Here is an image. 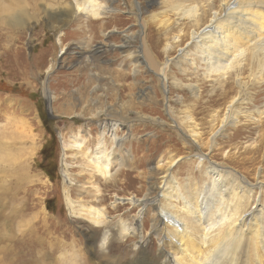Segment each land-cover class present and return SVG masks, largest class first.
Returning a JSON list of instances; mask_svg holds the SVG:
<instances>
[{"label": "rangeland", "instance_id": "1", "mask_svg": "<svg viewBox=\"0 0 264 264\" xmlns=\"http://www.w3.org/2000/svg\"><path fill=\"white\" fill-rule=\"evenodd\" d=\"M164 3L99 0L94 18L75 15L71 0H0V264H137V248L152 253L161 243L151 213L138 225V205L122 198L153 195L177 157L170 171L181 184L190 172L204 184L207 159L264 183V118L253 119L246 99L237 119L220 128L236 94L233 79L219 83L204 78L198 62H176L187 37L173 42L175 30H157L153 16ZM109 4L115 12L103 11ZM180 22L186 31L193 24ZM143 44L159 65L173 58L166 89L142 62ZM101 132L105 152L125 157L110 166L111 177L91 157ZM195 155L205 159L195 163ZM255 198L264 205V188L250 204ZM119 220L133 223L139 238L115 236ZM102 229L110 233L103 251ZM261 254L260 247L251 252V264H264Z\"/></svg>", "mask_w": 264, "mask_h": 264}, {"label": "bare ground", "instance_id": "2", "mask_svg": "<svg viewBox=\"0 0 264 264\" xmlns=\"http://www.w3.org/2000/svg\"><path fill=\"white\" fill-rule=\"evenodd\" d=\"M71 1L75 15L80 13L84 17L95 18L101 14V10L99 12L94 7L95 2L99 0ZM149 1L165 2V11L160 13V16H153L156 18L154 24L160 27L157 28L158 31H161L163 26L175 30L173 42L187 37L186 43L179 48L176 57L178 64L180 60L190 62L191 66L198 62L204 68L203 77L212 78L219 83L233 79L237 88L236 94L226 106L220 128L225 123L237 119L235 116L241 113L240 103L246 99L257 112V117L253 119L264 118V98H259L264 94V0ZM103 11L115 12L116 8L109 4L104 6ZM168 12L174 17L173 20ZM184 19L193 21L188 31L180 24ZM17 20L16 22H21L20 19ZM138 22L141 32L144 33L146 25L142 17ZM192 49H196V52L190 55ZM96 50L102 49L97 47ZM60 52L62 53V49ZM140 53L143 55L142 62L159 78L163 89H166V69L173 58H168L159 65L144 44ZM258 103L261 104L259 107ZM111 125V129H114L117 124ZM220 128L212 136H215ZM104 134L100 133V139L98 138L97 147L91 157L94 168L106 177H111L115 172L110 171V166L121 164L125 157H113V153L105 152V147L102 146ZM112 140L118 141V137L113 135ZM191 140L196 143L194 139ZM74 145L80 147L81 142H75ZM195 156V163H202L205 159L200 155ZM181 159L182 157L174 158L166 171L160 174V182L154 186L156 189L154 188L153 195L122 198L138 205L135 216L138 225L145 213H151V231L161 243L158 250L152 253L145 246L142 249L137 248L140 251L136 259L137 264H251V252H255L257 247H260L261 253L264 254V205L259 203L258 198L250 204L252 193L262 191L264 183L251 184L227 166L207 159L206 166L203 165L204 184L198 185L199 180L196 182V176L191 172L183 179L185 183L181 184L170 171ZM159 167L160 161L156 162L154 168ZM201 174L202 169L198 177ZM64 175V181L70 184L66 170ZM200 180L202 181V177ZM92 214L95 223L99 222L100 210L93 208ZM133 223L129 228L125 221L119 220L117 228L115 227V236L139 238V234L136 237ZM161 223H164V226H160ZM99 232L101 240L97 247L103 251L110 233L106 229ZM96 237L97 235L92 237L93 242Z\"/></svg>", "mask_w": 264, "mask_h": 264}, {"label": "clouds", "instance_id": "3", "mask_svg": "<svg viewBox=\"0 0 264 264\" xmlns=\"http://www.w3.org/2000/svg\"><path fill=\"white\" fill-rule=\"evenodd\" d=\"M103 243H104V241L101 242V244H103Z\"/></svg>", "mask_w": 264, "mask_h": 264}]
</instances>
